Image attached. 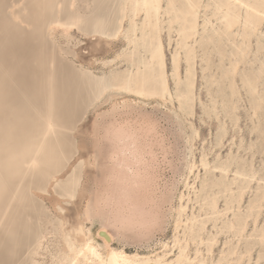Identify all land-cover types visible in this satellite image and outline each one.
I'll return each instance as SVG.
<instances>
[{"label":"rangeland","instance_id":"obj_1","mask_svg":"<svg viewBox=\"0 0 264 264\" xmlns=\"http://www.w3.org/2000/svg\"><path fill=\"white\" fill-rule=\"evenodd\" d=\"M46 1L0 0V264H68L73 255L70 245L79 248L87 242L105 252L106 245L98 236L101 227L114 234L113 246L118 249L154 255L168 243L174 257L178 252L172 248L177 234L175 207L181 192L186 198L188 183L195 181L200 189L202 180L220 175L218 170L206 175L201 165L203 156L212 166L233 156V169L237 162L247 161L264 176V105L259 110L260 118L252 117L253 94L237 76L241 93L236 104L238 125L229 116L217 118L211 106L214 98L221 99L217 96L219 87L208 91L203 75L218 72L222 60L209 41L202 44L211 47L207 54L212 56V65L203 72L197 58L190 115L183 116L178 110L181 119L177 117L176 99L173 106L116 89L99 93L94 81L109 80L114 70L125 69V63L117 64L116 56L126 48V42L79 29H73L69 36L61 30L51 33L47 24L39 22V5ZM77 6L88 11L92 2L78 0ZM260 33L263 36L259 41L252 38L253 52L264 44V23ZM163 41L170 87L175 94L171 69L176 43L169 41L166 31ZM230 43L229 50L233 49ZM202 52L200 49L199 54ZM257 55L264 60V49ZM260 60L254 65L256 69ZM184 71L183 63V75ZM260 92L264 95V85ZM125 100L134 109L131 124L143 131L146 119L154 122L163 146V151L156 147L158 160L150 173L152 181L146 183L150 203L139 197L141 191L122 180L125 174L119 165L121 153L116 154L121 147L116 135L122 121L118 111ZM221 110L219 106L217 111ZM48 119L53 122L51 130L46 128ZM222 134V144L218 145ZM36 159L37 169L33 167ZM193 160L197 167L190 173L188 166ZM257 185L254 181L253 189L245 193L242 212H246ZM116 197L124 204L127 200L140 201L117 207ZM218 206L224 208L223 198ZM192 209L200 218L208 217L200 202H190L188 212ZM227 214L233 218L231 211ZM247 222L242 235L219 231L212 255H207L205 244L193 241L190 254L194 256L198 247L208 261H217L223 251L236 250L243 252L240 262L232 255L229 262L221 264H264V243H255L260 239L256 231L264 226V207L257 230L253 217ZM207 229L217 233L211 221Z\"/></svg>","mask_w":264,"mask_h":264},{"label":"bare ground","instance_id":"obj_2","mask_svg":"<svg viewBox=\"0 0 264 264\" xmlns=\"http://www.w3.org/2000/svg\"><path fill=\"white\" fill-rule=\"evenodd\" d=\"M77 1L47 0L39 5L42 15L39 22L47 24L51 33L61 30L66 36L71 35L73 29H79L100 38L116 40L123 38L126 48L117 54L116 60L117 64L125 63L126 67L114 70L109 80L99 78L94 81L99 93L116 89L143 98H154L162 103L170 102L173 106L176 99L178 107H174V111L181 119L178 110L183 116L192 114L197 58L200 57L203 72L212 65V56L210 52L207 54L212 43L221 55L222 66L218 72L203 75L208 91L216 86L220 91L217 96L221 99L212 100L211 110L219 120H222L221 116H229L232 123L238 125L239 106L236 104L241 99L240 86L237 84L239 76L242 86L253 94L252 117L260 118L259 110L264 105V95L260 92V86L264 85V82L261 83L264 77V60H260L257 53L262 52L264 44L253 52L252 38L255 37L259 41L263 36L260 28L264 23V0H91L92 8L88 11L80 10ZM164 31L167 32L169 41L175 40L176 43L172 53L171 69L175 94L169 82ZM206 41L210 42L209 45L202 44ZM228 42H231L233 49H227ZM200 49L204 53L199 54ZM226 58L229 60L228 64L225 63ZM258 59L260 62L256 69L254 65ZM228 105L232 107L227 109ZM219 106L222 107L221 111H217ZM121 109L118 114L122 121L117 126L119 132H115L118 134L117 143L121 146L116 154L121 153L122 156L119 160L125 174L122 180L137 191H141L142 196L139 197L150 203L151 194L146 183L152 181L150 173L158 160L157 149L163 151V146L154 122L146 119L145 127L141 131L131 124L135 115L129 100L123 101ZM52 120L48 119L46 123L49 130L53 127ZM223 136L224 134L217 141L218 145L222 144ZM234 159L235 157L230 156L225 162L212 166L206 157H202L201 165L206 175L214 174V170H218L220 175L215 179L202 180L200 189L195 186V181L193 184L188 183L189 193L186 198L185 193L181 192L179 203L175 207L177 234L174 235L172 248H177L178 252L174 257L170 255L168 243H164L162 252L154 255L128 253L118 249L113 246L114 234L108 228L101 227L98 236L105 243L106 251L100 252L89 242L79 248L71 244L70 250L73 255L68 264H221L232 259V255H236L237 261L240 262L243 257L242 251L233 250L228 253L223 251L217 261L213 259L208 261L209 258H206L198 247L194 256L189 250L190 241H193L205 244L207 255H212L218 232L228 230L242 235L248 225V217L254 218L257 230L258 217L264 207V176L258 175V171L247 161L237 162L233 169ZM35 162L33 167L37 169L39 162L37 159ZM188 167L192 173L197 164L193 160ZM254 181L258 182L254 197L250 199L246 212H242L241 203L244 195L253 189ZM190 189L195 197L191 195ZM124 194L125 197L128 196L127 192ZM221 198L224 199V208L218 206ZM139 201L140 199L136 202ZM136 202L127 200L124 204L116 197L117 207L126 204L130 207ZM190 202H200L208 217L200 218L201 215L196 214L193 209L189 213ZM229 211L233 214L232 219L227 214ZM209 221L217 228L216 234L208 231ZM256 232L255 236L260 239L255 243H264V226Z\"/></svg>","mask_w":264,"mask_h":264}]
</instances>
